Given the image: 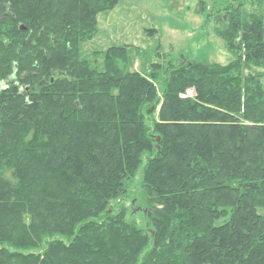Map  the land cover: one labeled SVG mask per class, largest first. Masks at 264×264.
Instances as JSON below:
<instances>
[{"label": "trees", "instance_id": "obj_1", "mask_svg": "<svg viewBox=\"0 0 264 264\" xmlns=\"http://www.w3.org/2000/svg\"><path fill=\"white\" fill-rule=\"evenodd\" d=\"M117 2L0 0V264H264V0L144 71L81 55ZM137 174L149 230L108 212Z\"/></svg>", "mask_w": 264, "mask_h": 264}, {"label": "rangeland", "instance_id": "obj_2", "mask_svg": "<svg viewBox=\"0 0 264 264\" xmlns=\"http://www.w3.org/2000/svg\"><path fill=\"white\" fill-rule=\"evenodd\" d=\"M238 3L248 11L260 7L259 0H118L113 8L97 14V31L83 42L81 55L92 66L101 68L103 52L97 54L95 50L120 45L128 46L129 67L140 71L148 70L150 63L157 60L164 64L193 61L224 64L234 55L217 31L216 17L224 6ZM126 184L127 193L112 199L108 212L123 211L125 219L149 230L146 203L139 195L140 175ZM18 242L24 243L12 244L10 248L38 249L31 248V241Z\"/></svg>", "mask_w": 264, "mask_h": 264}, {"label": "water", "instance_id": "obj_3", "mask_svg": "<svg viewBox=\"0 0 264 264\" xmlns=\"http://www.w3.org/2000/svg\"><path fill=\"white\" fill-rule=\"evenodd\" d=\"M24 28V27H23Z\"/></svg>", "mask_w": 264, "mask_h": 264}]
</instances>
